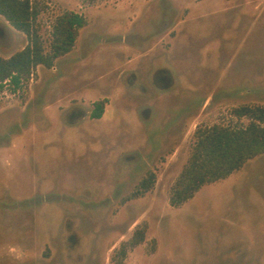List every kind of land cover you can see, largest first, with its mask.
<instances>
[{
  "label": "rangeland",
  "instance_id": "1",
  "mask_svg": "<svg viewBox=\"0 0 264 264\" xmlns=\"http://www.w3.org/2000/svg\"><path fill=\"white\" fill-rule=\"evenodd\" d=\"M30 1L46 50L65 12L87 23L0 88V264H264V154L169 201L195 130L264 106V0ZM27 41L0 15L1 57Z\"/></svg>",
  "mask_w": 264,
  "mask_h": 264
},
{
  "label": "trees",
  "instance_id": "2",
  "mask_svg": "<svg viewBox=\"0 0 264 264\" xmlns=\"http://www.w3.org/2000/svg\"><path fill=\"white\" fill-rule=\"evenodd\" d=\"M37 14L38 10L30 0H0V15L28 39L22 49L8 57L0 56V88L7 79L14 87L19 86L37 65L52 67L57 57L72 49L79 29L87 23L81 13L65 12L54 24L50 47L46 50L34 25ZM94 104L93 116L101 117L104 102ZM234 114L248 117V123L234 126L213 124L195 130L192 152L170 192L172 206H180L203 185L226 178L251 158L264 154V106H240L234 109ZM154 181L155 174L151 171L140 181L135 196L148 191ZM143 238V232L136 230L117 253L124 257L125 246L133 247Z\"/></svg>",
  "mask_w": 264,
  "mask_h": 264
},
{
  "label": "flooded vegetation",
  "instance_id": "3",
  "mask_svg": "<svg viewBox=\"0 0 264 264\" xmlns=\"http://www.w3.org/2000/svg\"><path fill=\"white\" fill-rule=\"evenodd\" d=\"M154 74H159V75H161V76L163 77V91L167 90V89L169 88V86L166 85V84H167V83L165 82L166 79H165L164 76H163V67H158V68L155 70V73H154ZM94 107H95V104H94ZM93 110H94V108H93ZM91 115H92V117H94V116H93V111L91 112Z\"/></svg>",
  "mask_w": 264,
  "mask_h": 264
},
{
  "label": "built area",
  "instance_id": "4",
  "mask_svg": "<svg viewBox=\"0 0 264 264\" xmlns=\"http://www.w3.org/2000/svg\"><path fill=\"white\" fill-rule=\"evenodd\" d=\"M9 82H10V80L7 79V80H5V81L3 82V84H4V85H7V83L9 84Z\"/></svg>",
  "mask_w": 264,
  "mask_h": 264
}]
</instances>
